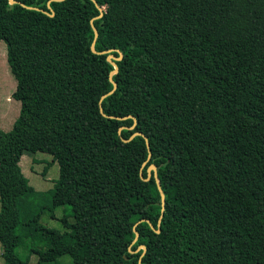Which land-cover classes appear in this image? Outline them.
Wrapping results in <instances>:
<instances>
[{
    "label": "trees",
    "instance_id": "obj_1",
    "mask_svg": "<svg viewBox=\"0 0 264 264\" xmlns=\"http://www.w3.org/2000/svg\"><path fill=\"white\" fill-rule=\"evenodd\" d=\"M18 1L55 15L0 0L21 101L0 129L4 264H139L142 244L141 264H264V0H97L95 47L123 53L103 109L135 128L100 110L114 65L91 48L94 1ZM26 151L59 163L52 189L30 184ZM67 204L66 230L41 223Z\"/></svg>",
    "mask_w": 264,
    "mask_h": 264
},
{
    "label": "rangeland",
    "instance_id": "obj_2",
    "mask_svg": "<svg viewBox=\"0 0 264 264\" xmlns=\"http://www.w3.org/2000/svg\"><path fill=\"white\" fill-rule=\"evenodd\" d=\"M16 88L17 79L9 63L8 45L5 40H2L0 42V129L5 131L12 129L15 120L20 114L21 101L13 96ZM20 165L30 184L38 191L45 192L52 189L60 176L59 163L53 158L52 154L45 151H26L21 158ZM65 216L70 222L75 221L70 204L59 207L56 210V217H52L49 212L44 213L41 223L64 231L67 229L62 222V218ZM17 252L22 258H25L29 249L25 246H20ZM2 253L3 244L0 240V264H4ZM59 260L61 264H71L73 262L69 254L63 255ZM38 261V254L33 253L30 256V264H38Z\"/></svg>",
    "mask_w": 264,
    "mask_h": 264
},
{
    "label": "water",
    "instance_id": "obj_3",
    "mask_svg": "<svg viewBox=\"0 0 264 264\" xmlns=\"http://www.w3.org/2000/svg\"><path fill=\"white\" fill-rule=\"evenodd\" d=\"M52 1H61V0H49V1H48V7H49V8H51V2H52ZM92 1H94V3L96 4L97 8L100 10V14L97 15L96 17H94V18L91 19V24H92V27H93V30H94V34H95V37H94V40H93V43H92L91 48H92L93 52L98 53V54H106V53H108V55H107V59H108V61H109L110 63H112V64L114 65V69L110 72V79H111V81L113 82L114 87H113L112 90H110L108 93L104 94V95L101 97V100H100V110H101V113H102L104 116L109 117V118H119V119H124V118H127V117H133L134 120H135V123H134L133 126H131V127H129V128H135L136 125H137V119H136L135 116H133V115H128V116H126V117H118V116H115V115H108V114L104 111V109H103V100H104V98H106L108 95L113 94V93L116 91V89L118 88V83L113 79V75H114L116 72H118V70H119V66H118V64H117V61L122 60V58H123V53H122V51H121L120 49H117V51L119 52V55L117 56V55H115V54L112 52V51H113L112 49H110V50H102V51H98V50L96 49V47H95V43H96L97 38H98V36H99V30H98V28L95 26V24H94V20L97 19V18H101V17L103 16V14H104V10H103V8L100 6V4L98 3L97 0H92ZM10 3H12V4H13V3H21L23 6H26L27 8H30V9H37V10H42L43 12H45V13H47V14H50L51 16H54V15H55L54 10H53L52 8H51V12H50V11H47V10H45V9H41V8H39V7L27 6V5H25L24 3H22V2H20V1H18V0H10ZM123 128H124V127H121L120 130H122ZM136 135H142V136L145 137L146 142H147V146H148V149H149L148 159L143 163V166H142V169H143V167L146 165V163H147V162L151 159V157H152V152H151V149H150V141H149L148 137H147L143 132H141V131H136V132L133 133V135H132L129 139H124V140H125V141H130V140H131L132 138H134ZM142 169H141V176L143 177ZM153 171H154V176H155V178H156V182H157V184H158V187H159V190H160V193H161V197H162V211H161V215H160V218H159V228L156 229L157 232H160V231H161V222H162V218H163V216H164L165 209H166V195H165V192H164V190L162 189V186H161V184H160V182H159V179H158V173H157V166H156V164H151V165L148 167V177H146V178H144V179H145V180H150L151 177H152ZM142 221H148V222L150 223L151 227L155 229V227H154V225L152 224V222H151L149 219H147V218H143L142 220L138 221V222L135 224V226H134V229H135V232H136V238L134 239V242H136V241L138 240V238H139V232H138V230H137L136 227H137V225H138L140 222H142ZM140 249H143V253H142L141 257H140L139 264L142 263V256H144V254L146 253L147 247H146V245L142 244V245H140V247H139L136 251H138V250H140ZM130 251L134 252V250H132L131 247H130ZM122 264H123V263H122Z\"/></svg>",
    "mask_w": 264,
    "mask_h": 264
}]
</instances>
